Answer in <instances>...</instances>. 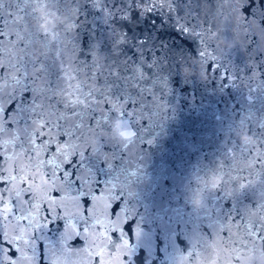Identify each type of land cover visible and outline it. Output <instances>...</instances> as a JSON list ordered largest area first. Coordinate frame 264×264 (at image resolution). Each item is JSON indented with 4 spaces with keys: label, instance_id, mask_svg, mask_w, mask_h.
Wrapping results in <instances>:
<instances>
[{
    "label": "snow or ice",
    "instance_id": "obj_1",
    "mask_svg": "<svg viewBox=\"0 0 264 264\" xmlns=\"http://www.w3.org/2000/svg\"><path fill=\"white\" fill-rule=\"evenodd\" d=\"M257 3L229 0L226 10L224 0L214 6L200 0L199 12L181 13L178 0H0V264H148L143 248L136 254L148 237L129 218L125 178L102 179L86 163L103 140L131 151L134 126L163 110L156 90L166 84L164 53L170 50L158 42L153 51L147 40L130 39L132 26L166 11L177 39L181 33L195 39L207 79L216 73L225 88L239 80L247 106L260 113L264 0ZM213 10L238 16L242 39L235 47L257 57H249L247 70L218 64L224 53L205 44ZM53 14L70 21L71 30L51 23ZM117 112L128 120V139L107 134ZM247 127L256 143L228 142L215 165L207 223L193 231L197 238L177 264H217L213 243L218 250L264 249V120ZM37 162L40 195L31 190L35 176L20 179L21 164L36 172ZM238 262L232 255L223 260Z\"/></svg>",
    "mask_w": 264,
    "mask_h": 264
},
{
    "label": "water",
    "instance_id": "obj_2",
    "mask_svg": "<svg viewBox=\"0 0 264 264\" xmlns=\"http://www.w3.org/2000/svg\"><path fill=\"white\" fill-rule=\"evenodd\" d=\"M215 2L207 0L209 6ZM199 3L200 0H191V3L178 0V11L199 12ZM257 6H260L259 0ZM224 7L228 9L229 0H224ZM38 14L48 18L44 10H38ZM238 22L234 11L229 19L227 11L219 15L213 10L210 23L214 27L205 30V44L214 45L224 53L218 64L247 70L249 57L253 61L257 57L254 52L235 47L242 39ZM51 23L64 24L71 30V22H65L61 16L53 14ZM174 31L171 17L164 10L133 24L130 39L147 40L153 51V45L158 42L170 50L164 53L169 64L166 84L156 90L163 110L157 113V119L134 126L137 135L131 151L127 146L103 140L98 153L86 158V163L102 179L118 175L125 178L121 181L122 195L130 211L129 218L135 220L133 228H139L148 237L147 246L140 243L136 254L140 255L143 248L148 264H177L185 255L189 244L197 238L193 231L207 223L204 209L209 193L218 182L215 165L228 142L254 145L256 141L248 135L247 125L264 120V112L258 113V106H247L239 80L225 88L216 73L207 79L201 62L195 57L199 50L195 39L182 33L177 39ZM259 66L264 69V63ZM41 123L36 122L37 128ZM107 127V134L117 141L133 134L127 118L119 112L110 117ZM21 168L24 174L20 179L35 176L37 182L31 184V190L40 195L43 177L39 175V162L36 172H30L25 163ZM215 205L210 200L209 206ZM211 247L217 264H223L228 255L238 257V264H264V249L260 247L218 250L214 243Z\"/></svg>",
    "mask_w": 264,
    "mask_h": 264
}]
</instances>
